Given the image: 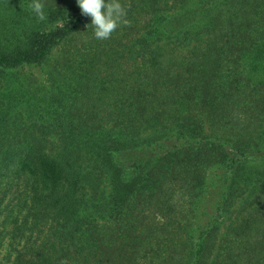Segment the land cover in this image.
<instances>
[{
    "label": "trees",
    "instance_id": "trees-1",
    "mask_svg": "<svg viewBox=\"0 0 264 264\" xmlns=\"http://www.w3.org/2000/svg\"><path fill=\"white\" fill-rule=\"evenodd\" d=\"M43 2L0 0L12 264H264V0H122L107 40Z\"/></svg>",
    "mask_w": 264,
    "mask_h": 264
},
{
    "label": "clouds",
    "instance_id": "clouds-1",
    "mask_svg": "<svg viewBox=\"0 0 264 264\" xmlns=\"http://www.w3.org/2000/svg\"><path fill=\"white\" fill-rule=\"evenodd\" d=\"M75 3L80 14L90 19L88 26L97 40H107L119 27L130 24L128 8L122 0H75ZM29 7L39 21L47 19L43 0H31Z\"/></svg>",
    "mask_w": 264,
    "mask_h": 264
},
{
    "label": "rangeland",
    "instance_id": "rangeland-1",
    "mask_svg": "<svg viewBox=\"0 0 264 264\" xmlns=\"http://www.w3.org/2000/svg\"><path fill=\"white\" fill-rule=\"evenodd\" d=\"M56 59V58H55ZM51 63H46L42 68L33 66L29 69H26L24 73L20 76V80L24 82V79H32L36 82L38 85H42L46 88L50 87L51 81L48 79V69L51 68ZM27 79V80H28ZM219 190V184L213 185L211 188L207 189L206 193V199L205 204L203 205L204 214L211 213L212 206L216 199L217 191ZM14 201L12 202V205L10 206V210H12L13 214L16 215V210L14 208ZM202 208V206H201ZM27 213V212H26ZM26 215V214H25ZM6 218V217H5ZM13 219V216L10 215L8 218L9 221ZM2 218H0V221ZM14 220L10 223L8 222L6 225H4V231H1L0 236V264H12V258L16 255L17 251L20 249V246L18 245V241L22 240V236L29 237L31 236L32 239H35V235H31L28 232H25L22 234V236L18 233H14V226H13ZM22 243V242H20ZM21 245V244H20Z\"/></svg>",
    "mask_w": 264,
    "mask_h": 264
}]
</instances>
